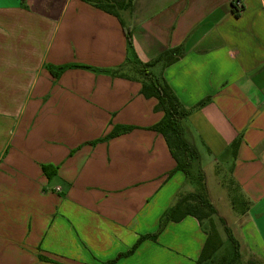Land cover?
Masks as SVG:
<instances>
[{
  "label": "crops",
  "instance_id": "crops-1",
  "mask_svg": "<svg viewBox=\"0 0 264 264\" xmlns=\"http://www.w3.org/2000/svg\"><path fill=\"white\" fill-rule=\"evenodd\" d=\"M119 14L140 61L183 47L151 70L192 109L197 170L212 165L248 201L226 221L264 264V0H133ZM127 54L120 19L92 2L0 0V264L197 263L207 228L192 216L121 255L198 188L151 129L157 99L101 71ZM116 126L132 129L108 137Z\"/></svg>",
  "mask_w": 264,
  "mask_h": 264
},
{
  "label": "trees",
  "instance_id": "trees-1",
  "mask_svg": "<svg viewBox=\"0 0 264 264\" xmlns=\"http://www.w3.org/2000/svg\"><path fill=\"white\" fill-rule=\"evenodd\" d=\"M85 1L92 2L94 5L117 16L126 33L128 54L125 63L115 69L101 71L111 72L113 75L122 77H131V74H133L142 83V94L147 98L154 97L157 99L155 110L162 111L164 116L161 121L152 126L151 129L161 133L166 139L169 149L177 162L175 170L184 172L190 180H193L198 184L197 191L181 194L175 204L163 214L160 220L159 229L155 233L140 236L134 246L128 252L121 255L132 254L146 239L156 241L169 222H180L187 216H192L200 223L204 220H208L209 223V228L206 230L207 239L201 251L200 258L196 263L205 264L214 259L215 253L223 247L224 241L214 220V217L218 215V211L208 196L203 170L199 167L197 174L193 171L194 163L197 161L199 162L200 160V151L197 144L188 136V130L185 124V120L191 114L192 109L186 108L181 103L164 77L156 76L151 70V68L158 62H163L164 66L174 63L184 55L185 51L183 47L171 48L156 60L144 63L139 60L135 53L131 29L126 26L119 14L120 11L131 8L133 0ZM208 100L209 98L202 100L195 107H200L206 104ZM131 129L132 127L129 126H116L108 137H116L129 132ZM237 144L238 141H235L232 144L234 152L237 150ZM44 170H47L45 166ZM245 205L248 207V201L246 200ZM220 220L225 225V220L223 218H220ZM225 228L229 239L233 244L234 251L232 252L231 257L224 256L220 264H236L241 256L239 242L234 237L232 230L226 225ZM115 261L116 260H111L105 264H114ZM250 264L256 263L251 262Z\"/></svg>",
  "mask_w": 264,
  "mask_h": 264
},
{
  "label": "rangeland",
  "instance_id": "rangeland-1",
  "mask_svg": "<svg viewBox=\"0 0 264 264\" xmlns=\"http://www.w3.org/2000/svg\"><path fill=\"white\" fill-rule=\"evenodd\" d=\"M206 165L207 166L205 168H202L204 173L206 188H207L206 190L210 200L215 205L218 211V215L214 217V220L217 226L219 227L221 236L223 238V241L225 242L223 244V247L215 255L214 259L206 262L205 264H220L224 256L231 257L232 252L234 251L233 244L229 239L225 225L230 228V226H234L236 224L237 215L238 213L241 212L239 206H242L244 209L245 199L238 194V189L234 186L232 182H229L228 178H226L222 174L223 172L218 174L212 165L210 164H206ZM193 171L195 174L198 173L196 164H194ZM223 184H225L226 187H224ZM197 189L195 191H197ZM220 218H223L225 220V225L220 220ZM226 220L229 222L230 226L228 225ZM203 222L206 228L208 229L209 228L208 220H204ZM246 259L247 258L245 255L243 256L241 255L236 264H250L252 262L251 260L247 261Z\"/></svg>",
  "mask_w": 264,
  "mask_h": 264
},
{
  "label": "built area",
  "instance_id": "built-area-1",
  "mask_svg": "<svg viewBox=\"0 0 264 264\" xmlns=\"http://www.w3.org/2000/svg\"><path fill=\"white\" fill-rule=\"evenodd\" d=\"M61 188L60 187H57L56 190L59 191Z\"/></svg>",
  "mask_w": 264,
  "mask_h": 264
}]
</instances>
